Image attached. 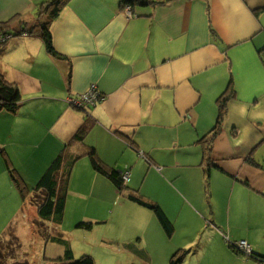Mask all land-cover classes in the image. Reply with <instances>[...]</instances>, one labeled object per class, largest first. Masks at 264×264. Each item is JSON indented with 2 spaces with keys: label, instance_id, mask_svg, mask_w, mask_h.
<instances>
[{
  "label": "crops",
  "instance_id": "obj_1",
  "mask_svg": "<svg viewBox=\"0 0 264 264\" xmlns=\"http://www.w3.org/2000/svg\"><path fill=\"white\" fill-rule=\"evenodd\" d=\"M45 1L0 0V38L4 29L21 33L0 40V73L21 94L17 113L0 111V234L37 210L23 203L8 165L33 198L51 163L94 119L86 144L130 181L121 193L83 157L59 231L97 244L95 264L115 255L123 264H170L184 251L186 262L190 250L196 264H264V0H151L132 17L120 0H70L54 21L37 15ZM92 86L103 102H71ZM133 191L163 208L171 235L127 200ZM230 242H246L260 258Z\"/></svg>",
  "mask_w": 264,
  "mask_h": 264
},
{
  "label": "trees",
  "instance_id": "obj_2",
  "mask_svg": "<svg viewBox=\"0 0 264 264\" xmlns=\"http://www.w3.org/2000/svg\"><path fill=\"white\" fill-rule=\"evenodd\" d=\"M69 2L70 0H47L41 4L39 13L41 15L48 16L50 20L54 21L60 16L63 7ZM120 2L121 8L123 10L127 7H130L133 14L135 13L134 10L137 6L155 4L151 0H120ZM30 31L31 29H24V32ZM41 34L47 52L53 56L57 55V52L54 48L53 37L49 28V24H44L42 26ZM17 35H21V33L14 34L11 31H7L4 29L1 35V39H5L4 41H6L8 37H14ZM1 45L2 44H0V46ZM231 95L232 92L230 90V95L225 93L220 99V116L217 127L213 130V134L217 133V131L219 130V126L225 112L224 109L226 103L232 97ZM20 103L21 94L18 87L8 82L0 73V111L15 114L20 107ZM95 125L96 121L94 119L86 120L83 127L74 137V140L64 147L62 152L58 155L57 158H55L49 168L45 171L37 185L32 189V193L34 194L33 204L36 205L38 211V220L51 224L54 228L53 230L58 233V235L55 234L53 236H48V231L46 230V238L48 237L49 242H51L52 244H57L64 248V254L62 256L56 259L45 258L49 263L95 264L94 258L89 255H84L80 259H77L70 242L66 240L59 231V228L63 225L64 221L70 177L76 163L79 160H81L83 157H88L92 163L93 168L99 174L109 179L121 193L126 189L127 185H125L124 183L123 174L105 164L98 155L96 149L86 144V137L89 132L95 127ZM211 149L212 145H208V147L206 148L205 157L208 161H210ZM8 169L14 185L21 195L23 203H26L30 199L29 197H31L29 196L30 190L28 189L22 178L19 176V174H17L16 170L11 168L10 165H8ZM126 198L127 200L152 211L158 218L167 234L171 235L173 233L174 226L163 208L158 203L146 199L138 191L129 193ZM80 227L90 230L92 226L91 224L82 223ZM11 229L13 230L14 227ZM127 247L130 248L131 251L136 253L143 260H148L147 254L144 250L132 247L128 244ZM229 247L235 252L241 253L236 244L230 242ZM187 253L186 251H184V254L182 255L181 252H178L173 256L170 264H182ZM252 257L260 258L257 256L255 257V255H253Z\"/></svg>",
  "mask_w": 264,
  "mask_h": 264
},
{
  "label": "rangeland",
  "instance_id": "obj_3",
  "mask_svg": "<svg viewBox=\"0 0 264 264\" xmlns=\"http://www.w3.org/2000/svg\"><path fill=\"white\" fill-rule=\"evenodd\" d=\"M37 15H39V10ZM33 201V198H30L28 203L33 204ZM36 214L38 215L37 210L34 214L32 210L28 209L24 216V222L18 221L13 230H9L6 234H0V264H55L47 262L45 258L56 259L64 254L62 246L52 244L45 236L46 230L48 236L58 235V233L53 230L51 224L39 221ZM64 238L73 244L72 249L77 259L89 255L96 261L92 254L100 252L101 249L97 247V244L91 243V245L87 239L78 237L76 239L71 235ZM190 251H193L194 255V250ZM193 255H188L186 262L182 264H196ZM96 264H123V260L119 255H115L111 259L107 258V261L99 256ZM155 264H169V260L168 263H163L161 259L158 262L155 260Z\"/></svg>",
  "mask_w": 264,
  "mask_h": 264
},
{
  "label": "built area",
  "instance_id": "obj_4",
  "mask_svg": "<svg viewBox=\"0 0 264 264\" xmlns=\"http://www.w3.org/2000/svg\"><path fill=\"white\" fill-rule=\"evenodd\" d=\"M125 13L127 16L132 17L133 13L130 7H127L124 9ZM5 40V39H4ZM1 39V41H4ZM105 100L104 96L101 94L99 89L95 86H92L89 91L85 94H82L81 96L78 97V99L73 100L71 99V102H73L77 107L87 109L89 107L96 106L97 104L103 102ZM123 179L125 185H127L130 181V172L126 171L123 173ZM237 248L244 253H246L249 256H252L253 252L249 248L248 244L246 242H241L239 244H236Z\"/></svg>",
  "mask_w": 264,
  "mask_h": 264
},
{
  "label": "water",
  "instance_id": "obj_5",
  "mask_svg": "<svg viewBox=\"0 0 264 264\" xmlns=\"http://www.w3.org/2000/svg\"><path fill=\"white\" fill-rule=\"evenodd\" d=\"M253 252V251H252Z\"/></svg>",
  "mask_w": 264,
  "mask_h": 264
}]
</instances>
